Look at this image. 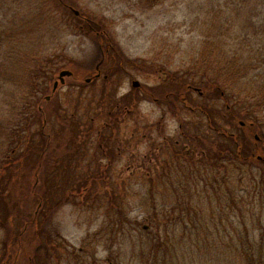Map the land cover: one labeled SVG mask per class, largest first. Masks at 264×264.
<instances>
[{"label":"rangeland","instance_id":"rangeland-1","mask_svg":"<svg viewBox=\"0 0 264 264\" xmlns=\"http://www.w3.org/2000/svg\"><path fill=\"white\" fill-rule=\"evenodd\" d=\"M68 1L70 11L74 8L100 22L129 61L120 72L104 75L109 68L115 69L109 57L105 66L98 68V77H95L96 69H92L91 74L79 69L74 76L65 77L64 82L58 83L52 91L61 69L74 70L76 61L96 62L99 56L97 42L66 27L63 20L61 23L62 15L71 19L61 7L57 9V15L35 16L29 13L28 3L33 7L38 1L0 0V63L10 59L6 58L5 52L11 50L14 43L6 38L14 33L12 29L18 27L19 22L22 26L25 23L22 28L32 30L28 33L32 48L24 47L25 54L42 57L52 53L51 61H45L43 65L51 77L45 82L46 91L40 94V98L50 103L41 101L36 104L47 118L43 128L49 143L44 164L47 204L42 208L29 199L28 187L34 176L32 178L29 172L24 174L21 166V169H15L14 164L0 163V193L7 196L4 200L12 211L5 221L12 233L24 231L20 249L11 250L5 259L1 258L5 253L1 243L5 231L1 222L3 210L0 209V264H28L23 256L30 253L31 245L27 242L30 229L18 221L28 218L40 207L41 214L48 213L47 210L53 207L49 205L58 202L61 194H67L70 200L58 205L52 222L47 224V229L58 233L57 238L50 239L57 246L58 255L51 264H86L92 260L94 264H246L241 245L247 240L259 247V238L264 233V204L251 199L249 193L264 172V163L256 158L258 154L264 158V117L254 120L256 130L242 129L237 122L225 118L224 100L211 99L206 95L208 91L205 93L201 88L202 73L206 72L203 73L205 77L207 73L211 74L210 67L215 65L209 61L217 56L210 57L207 53L215 45L208 42L205 27L206 21L213 19L211 11L216 0H164L152 7L146 0ZM255 2L261 4L254 18L261 20L264 0ZM29 19L33 21L32 26ZM260 38L258 41L255 37L248 40L260 42ZM238 41H248L241 38L237 42L234 38L229 40L233 50L240 53L244 51V45L240 46ZM256 55L259 59L250 76L261 80L264 78V54L258 52ZM201 66L207 67V71ZM184 73H191L193 77L191 89L187 92L189 99L187 103L173 107L165 103L161 90L157 88L164 80L170 83L171 75L177 77ZM41 76L38 78L40 84L44 81ZM87 77L91 78L90 81L95 78L94 82L78 87L77 83ZM132 80H138V87L142 90L137 101L130 106L128 96H124L133 88ZM14 88L15 85L10 83L0 85L1 117L5 115L3 110L8 111L6 102L13 101ZM197 89L202 93L199 94ZM117 100L122 102L116 105ZM200 105L213 109L209 114L216 116L214 122L218 127L213 128L217 130H208L206 115L196 109ZM249 120H244L246 125ZM39 124L37 122L34 128H39ZM225 131L235 134L243 142L246 140L253 149V158L245 161L254 173L252 186L247 182L253 176L248 167L247 173H243L247 180L241 184L237 176L232 175L229 186L238 204L234 206L224 195V186L221 185L220 202L215 198L217 194L205 187L206 181L200 182L195 190L199 194L189 204V215L184 212L180 222L169 223L177 216L168 212L176 203L175 197L185 203L186 196L180 197L175 190L174 197L164 190L167 197H162L166 164L176 163L175 150L181 151L178 160H186L181 155L189 152L197 164L201 163L199 154H204L205 148H212L214 143L222 144L220 133ZM195 134H200L201 143H198V137L193 140ZM204 134L206 137L203 138ZM254 135L258 136L257 140ZM204 142L208 146H204ZM12 146V143L0 140V162L5 155L8 160L13 155L18 156L16 150L10 152ZM206 180L211 181L209 177ZM21 181H24L22 187ZM190 191L193 193V189ZM208 195L211 202H208ZM18 199L22 200L23 211L15 215L10 200ZM195 201H201L199 206ZM164 206L167 207L164 212H168L165 215L160 213ZM116 207H121V214ZM108 215L116 223L120 217L125 220H120L124 223L123 231L108 225L111 223ZM164 235L168 236L167 243L157 245V237L163 240Z\"/></svg>","mask_w":264,"mask_h":264},{"label":"trees","instance_id":"trees-1","mask_svg":"<svg viewBox=\"0 0 264 264\" xmlns=\"http://www.w3.org/2000/svg\"><path fill=\"white\" fill-rule=\"evenodd\" d=\"M31 1H38V3L34 4L33 7L28 3L29 13H33L35 16L36 14H38V16L40 14L57 15V9L59 10V7H61L67 16L68 14L71 16V19L67 20V17L62 15V19L60 20L61 23L64 21L63 24L66 27L76 29L97 42L99 46L97 47L99 56L96 62L89 64L76 61V67L72 70L74 72L72 76H74L75 72H79V69H85L86 72L84 71V73L91 74L93 71L92 69H96L97 65L98 68L102 67V65L105 66L104 63L109 61V57L111 58L110 61L115 64V69L109 68V70L104 72V75H109L110 72L116 73L123 70L125 63L129 60L127 61L122 54L117 41L109 33L104 31V26L93 18V16L84 14L83 12H80V14L76 16L70 11V2L68 0H27V2ZM148 1L151 2L149 7L164 2V0H146V3H148ZM251 2H253V4ZM260 4V2L257 3L255 0H216L215 8L211 11L213 12V19L211 22L207 20V26L205 27L207 31L206 37L209 39L208 42L211 41L210 44L215 45L212 49L208 50L207 53L210 57L214 54L217 56L215 59H210L209 61L210 64L214 63L215 65L214 67H210L212 71L211 74L208 75L207 73L205 77L204 74L206 72H203L204 74L202 73L201 76L203 77V86H201V88L205 93L208 91L206 95H209L211 99L219 98L224 100V110L226 111L225 118L228 117L232 122H237V125L242 129L248 127L250 131L257 129L254 120L264 117V78L257 80L253 78V76H250L251 72H253V68L256 66V61L259 59L256 54H258V52L264 54V42L261 43L264 40V17L261 20H256L254 18V15H257L256 9ZM29 21L30 26H32L31 22L33 21L31 19H29ZM17 25L19 26L13 27L12 29L14 33L7 35L6 38V41L14 43L11 44L12 49L6 50L5 52L6 58H10V61L8 60L4 61L5 63H0V85L4 83L15 85L14 91L12 92L13 101L6 102L8 111L3 110L2 114L5 115L3 117L0 116V140L12 143L14 146L10 148V152L16 150L18 156L15 157L13 155L11 159L8 160V155H5L0 163L7 162L14 164L15 169H21V166L22 170L25 171L24 174H28L29 172L32 178L34 176L33 183L29 184L31 180L28 182V196L32 202H36L37 204L40 203L39 205L43 208L47 204L48 199L46 196L48 186L45 188L46 179L44 178V164L49 143L47 135L43 130L47 118L45 119L44 111L39 109L36 104L41 101L50 103V101H44L43 97L40 98V94L46 91V87L44 86L45 82L51 77L50 72L47 74L43 69V65L46 64L45 61H51L50 58L52 57V53L44 54L42 57H37L35 56L36 54L33 53H30V55H28V53L25 54L24 47L25 49L26 47L32 48V39L28 38V33L32 30L22 28L25 26V23H23V26L20 25V22ZM250 37H255L257 41L259 37H261L260 42H251L248 40ZM233 38L236 42L240 38L243 40L247 39L248 42L244 41L245 43L238 41L240 46L244 45V51L237 53V50H233V45L229 42V40ZM229 52L232 53L230 54ZM245 53L247 55H245ZM83 65L86 68H82L81 66ZM201 68L207 71V67L201 66ZM215 68H217V70H215ZM40 76L44 78L42 84L38 82ZM94 79L90 82H94ZM103 79L105 80V76ZM169 79L171 81L170 83L166 82L168 80H164L163 84L159 85L157 88L161 90L165 103L172 106H177L179 103H187L189 99L187 92L191 89L192 74L184 73L177 77L171 75ZM80 82L81 83H77V86L82 88L89 84L83 80H80ZM141 90V87L132 88L130 92L124 96H128V101H130L128 105L131 106L134 101H137L139 97L138 93ZM157 93L160 92L157 91ZM121 102L122 101L117 100L116 105H119ZM196 109H199L202 114L206 115L209 124L208 130H217L213 128L216 126L214 122L216 121V116L209 114L212 113L213 109L206 105L197 106ZM215 111L217 112V110ZM244 120H249L248 125L245 124ZM240 121H243L244 125H240ZM37 122L40 123V127L34 128ZM20 125H23V127ZM220 135L224 142H222V144L214 143L212 148L206 147L204 154L203 152L199 154L202 160L201 163L197 164L194 157L190 155L191 153L189 152H185V155H181L186 157V160L180 161L178 159L181 151L175 150L173 156L177 158L176 163H174V165L170 164V162L166 164L164 170L167 171V177L162 181L164 182L162 186L163 191L161 192L162 197H167L164 194V190L169 191V195L171 194L174 197L175 193L173 191L175 190L178 191L177 193H179L178 195L180 197L186 196L184 199L185 203L182 202L181 198L175 197L176 203L168 212L173 214L176 213L177 216L174 218V221L170 220L169 223L180 222L179 220L184 217V212L189 215V204H191L192 198L199 194V191L195 192V190L198 188V184L203 181H206L204 185L207 189H210L213 194H217L215 198L220 202V193L223 191L221 185L224 186V195H227L230 202H233V205L236 206V197L233 196L232 188L229 186V180L233 174L237 176L238 183L247 180L246 177H243V173H247L246 167H248L245 161L249 160V158L251 159V157L253 158V154L251 153L254 152L253 149L249 148L246 140L243 142L242 139L240 140L235 134H229L225 131V133H220ZM199 136L200 134H195L193 140L198 137L197 141L201 143L202 139ZM204 137H206L205 134L203 135V138ZM205 145H207V142H204V146ZM263 159L261 161L264 163ZM249 166L252 167L251 164H249ZM55 167L57 168V166ZM163 167L164 165H162V168ZM248 168L251 171V168ZM58 173L59 172L56 174ZM251 173L253 176L248 178L247 181L249 184L251 183L249 185L250 187L253 184L252 182H254V173L252 171ZM208 177L211 180L210 182L206 180ZM220 179H222V181ZM214 182L216 184H214ZM23 183L24 181L20 182V187L23 186ZM85 183H87V181ZM190 189H193V193ZM249 193L251 199L258 200L259 203L264 204V172L261 173L259 181L257 180L253 184V189L250 190ZM6 197L7 196L0 193V209L3 210L1 222L5 231L4 237L1 240L2 247H5V253H3L1 257L3 259L10 254L11 250L20 249L21 238H23L24 233L22 229L12 233V228H9L7 221H5L9 217V212L10 214L12 212L8 207L9 205H7L8 203L4 200ZM8 197L10 198V195H8ZM150 197L154 199V196L151 194ZM67 200H70L69 196L67 194H61L58 198V202L49 205V207H53L47 210L48 213H42L44 217L40 212L42 210L40 207L28 218L18 221V224L23 222V227L27 226L30 229L27 240L28 244L31 245L29 250L30 253L27 256H23L26 258L28 264H51L54 259H57L54 258V256H58L56 253L57 246L53 245L50 239H52L53 236L57 238L58 233L54 232L53 229H47V224L52 222L53 213L58 208V205ZM211 200L212 199L208 195V202H211ZM239 200L241 203L244 202L242 199ZM10 202V207L13 209L15 215L23 211L21 199L13 200V202L10 200ZM200 202L195 201L194 203L196 206H199ZM152 208L155 209V205H153ZM231 208L234 207L231 206ZM115 209L121 214V207H116ZM193 210L196 211V207H194ZM164 211H167L166 206L161 207L160 213L163 215L168 213ZM253 215L254 214H252L251 217H253ZM108 216L110 217V215ZM109 220L111 223H108V225H112L115 230L123 231L124 223L120 222V220L123 222L125 220L121 217L118 223L112 220L111 217ZM157 240V245L161 243L166 244L167 242L165 240H168V236L164 235L163 240L157 237ZM259 242V247L247 240L241 245L243 257L245 261H247L246 264H264V233L261 234ZM93 262L94 260L86 264H94Z\"/></svg>","mask_w":264,"mask_h":264},{"label":"water","instance_id":"water-1","mask_svg":"<svg viewBox=\"0 0 264 264\" xmlns=\"http://www.w3.org/2000/svg\"><path fill=\"white\" fill-rule=\"evenodd\" d=\"M72 12L78 16L79 15V11L74 9V8H71ZM73 73L70 69H67V68H64V69H61L59 72H58V75H57V79L53 82V88H52V91H54L58 85V83H63L64 82V79L65 77H69L71 76ZM99 76V72L96 74V77ZM91 79L90 78H86L85 81L86 82H89ZM132 86L133 87H138L139 86V81L138 80H133L132 81ZM49 96H46V99H48ZM242 123V122H241ZM258 158H260V156H258Z\"/></svg>","mask_w":264,"mask_h":264}]
</instances>
